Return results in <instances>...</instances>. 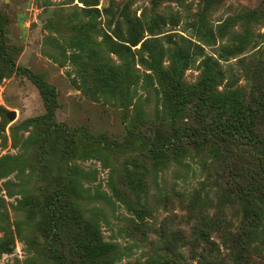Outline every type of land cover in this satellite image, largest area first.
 Returning <instances> with one entry per match:
<instances>
[{
    "label": "rangeland",
    "instance_id": "rangeland-1",
    "mask_svg": "<svg viewBox=\"0 0 264 264\" xmlns=\"http://www.w3.org/2000/svg\"><path fill=\"white\" fill-rule=\"evenodd\" d=\"M117 29L157 38L159 67ZM181 37L228 55L179 76ZM43 88L69 155L37 119ZM208 247L264 264V0H0V264H200Z\"/></svg>",
    "mask_w": 264,
    "mask_h": 264
},
{
    "label": "trees",
    "instance_id": "trees-1",
    "mask_svg": "<svg viewBox=\"0 0 264 264\" xmlns=\"http://www.w3.org/2000/svg\"><path fill=\"white\" fill-rule=\"evenodd\" d=\"M114 37L115 40L111 39L114 44L118 47V51L122 53H127L131 52L133 54L134 50H132V47L137 46L138 44L140 45L138 48H135V51H137L141 55V59H145L144 54H148L147 56L149 59L152 61V63L156 66L159 67V62L162 57L165 56V49L164 48H158L157 42L159 40L155 37H145L139 30L133 29L128 31L127 33L122 32V30L117 29L114 32ZM182 42L183 41H188L189 47L186 48V50H183L181 52H178L176 54L177 60H178V66L177 68L179 69V76L182 74V66L186 65L189 63L191 60L195 59L196 57L200 58V63H203L205 66V73L209 70V65L210 64H216L219 66L218 60L221 59L224 56V53L228 55V46L226 44H222L214 49V53L217 55V57L211 55L209 52L204 50V45L199 44V43H192L191 41L185 39L184 37H181ZM172 42L174 46H181L179 45L178 41H168ZM209 45V44H208ZM170 51V50H169ZM226 60V59H224ZM178 71V70H177ZM150 76V75H149ZM35 81L39 82L38 78L34 75H31ZM41 85V84H40ZM44 89V88H43ZM46 88L44 89V100L46 101L45 103V109L46 113L43 116L38 117L37 119H45L47 121V125L49 128L53 130H58L62 132L65 137L70 139V144L66 145L63 153L66 155H69L72 153L73 148L75 147V142L76 138L74 137V134L70 133V130L66 128V125L61 122L57 123L54 121V111L51 105V102L48 100V93L46 92ZM204 91V90H203ZM33 120V119H29ZM226 127V126H225ZM227 129L230 130L231 133L235 135L236 139L240 138H245L238 130L234 129L233 127H226ZM217 129L216 126H210L209 132H214ZM246 129L249 131H253L254 129V123L252 121H249L246 123ZM156 133V135H155ZM253 133V132H252ZM145 135V134H144ZM142 135L148 141V144L152 147V149H157V150H167L173 147L175 140H166L164 141L163 139L158 138V133L156 131H152V128H149V134L147 136ZM185 135L184 137H186ZM88 138H91L93 140H97L99 142H102L106 145H114V142L108 140L106 136H89ZM234 138V139H235ZM182 140V138H181ZM179 142V140H178ZM57 213H61L56 211ZM205 253H208V257L204 258L205 261L201 262L200 264H209V247L207 250H204Z\"/></svg>",
    "mask_w": 264,
    "mask_h": 264
},
{
    "label": "water",
    "instance_id": "water-1",
    "mask_svg": "<svg viewBox=\"0 0 264 264\" xmlns=\"http://www.w3.org/2000/svg\"><path fill=\"white\" fill-rule=\"evenodd\" d=\"M9 117H10L11 119L14 118V113L11 112L10 115H9Z\"/></svg>",
    "mask_w": 264,
    "mask_h": 264
}]
</instances>
